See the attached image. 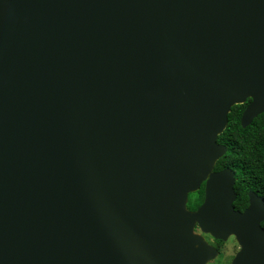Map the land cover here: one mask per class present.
I'll list each match as a JSON object with an SVG mask.
<instances>
[{"label": "water", "instance_id": "obj_1", "mask_svg": "<svg viewBox=\"0 0 264 264\" xmlns=\"http://www.w3.org/2000/svg\"><path fill=\"white\" fill-rule=\"evenodd\" d=\"M264 112V0H0V264H264V201L214 171ZM205 182L194 212L187 194Z\"/></svg>", "mask_w": 264, "mask_h": 264}, {"label": "trees", "instance_id": "obj_2", "mask_svg": "<svg viewBox=\"0 0 264 264\" xmlns=\"http://www.w3.org/2000/svg\"><path fill=\"white\" fill-rule=\"evenodd\" d=\"M242 106L231 108L227 127L217 137V142L225 145L227 151L215 167L216 170L229 167L234 171L238 181L234 185L233 205L237 208L247 204L249 190L264 198V113L243 128L238 118Z\"/></svg>", "mask_w": 264, "mask_h": 264}, {"label": "flooded vegetation", "instance_id": "obj_3", "mask_svg": "<svg viewBox=\"0 0 264 264\" xmlns=\"http://www.w3.org/2000/svg\"><path fill=\"white\" fill-rule=\"evenodd\" d=\"M250 101H251V99L250 98H247L246 100H245V102L244 103H242V107H241V110H240V112L238 113V115H239V121H241V116H242V114H243V111L245 110V108H246V106L250 103ZM241 105V104H240ZM231 111V110H230ZM264 113V112H263ZM263 113H261V114H263ZM261 114H259L257 117H259ZM256 117V118H257ZM256 118H254L253 119V121L256 119ZM252 121V122H253ZM221 144V143H220ZM219 160V159H218ZM218 162V161H217ZM217 162H216V165H215V167L217 166ZM215 167H214V171H220V170H222V169H230L229 167H221V168H219L218 170H216L215 169ZM234 177H235V184L237 183V178H236V176H235V173H234ZM234 184V185H235ZM250 192H253L252 190H249L248 191V194H247V196L249 195V193ZM258 197H260L263 201H264V198H263V196H261L260 194H258V193H256V192H254ZM236 194V193H235ZM204 197H205V182H202L201 183V185H200V188L199 189H197L196 191H194V192H190L189 194H188V203H187V205H188V209H190L191 211H194V210H196V209H198V207L202 204V202H203V200H204ZM236 199V198H235ZM189 201H192V206L189 204ZM235 201V200H234ZM233 204H234V202H233ZM248 205H249V198L247 197V204L244 206V207H242V208H237V207H235L234 205V209L235 210H237V211H239V212H243L247 207H248ZM264 220L263 221H261L260 222V224H259V226H260V228L262 229V230H264ZM208 235V237H210V239H211V241H212V246L213 247H215L218 251H219V249H220V247L224 244V242H226V240L229 238V239H234V241L236 242L237 241V243L239 242L238 241V239H237V237L235 236V235H229L227 238H225V239H223V238H216V237H214V236H211V235H209V234H207ZM236 243V244H237ZM239 244V248H241L240 246H241V244L240 243H238ZM237 252H238V250H237ZM237 252H235V254L234 255H236L237 254ZM235 257V256H234ZM233 257V258H234ZM231 264H232V261H231Z\"/></svg>", "mask_w": 264, "mask_h": 264}, {"label": "rangeland", "instance_id": "obj_4", "mask_svg": "<svg viewBox=\"0 0 264 264\" xmlns=\"http://www.w3.org/2000/svg\"><path fill=\"white\" fill-rule=\"evenodd\" d=\"M191 192H194V191H191ZM188 194H187V198H186V202H185L186 209L189 212H194L197 209L194 211H191L190 209H188V205H187ZM189 204L192 206V201H189ZM193 231H194V233L200 235L203 238V240L206 241L209 245H211V246L213 245L210 237H208V235H207V234H209V235H211V234L208 232H204L201 229V227L199 226L198 222H196V221H194ZM231 235H234V234H231ZM236 243H237V241L235 242L234 239L228 238L226 240V242H224V244L220 247L219 251L216 249L217 250L216 256L213 259L209 260L206 264H231V261L233 262V260L235 258L234 256H236V255H234L235 252H237V250L239 252L242 249V245L240 246L241 248H239V244H238L239 242L237 244Z\"/></svg>", "mask_w": 264, "mask_h": 264}]
</instances>
